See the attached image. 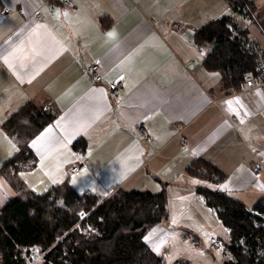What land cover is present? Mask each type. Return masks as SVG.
I'll list each match as a JSON object with an SVG mask.
<instances>
[{"label": "crops", "instance_id": "0c3cea01", "mask_svg": "<svg viewBox=\"0 0 264 264\" xmlns=\"http://www.w3.org/2000/svg\"><path fill=\"white\" fill-rule=\"evenodd\" d=\"M61 1L0 0V167L17 152L3 123L33 102L57 111L30 142L35 161L19 175L35 194L67 183L102 202L118 190L158 194L165 184L170 214L171 195L185 197L186 169L203 159L225 175L218 191L250 187L264 196V171H253L264 167V93L223 90L219 75L201 66L204 50L194 42L211 21L232 16L238 24L228 0ZM244 1V9L264 7V0ZM249 41L264 53L258 38ZM95 60L101 83L89 72ZM118 75L126 96L113 100L107 86ZM147 116L145 140L137 127ZM81 139L84 154L73 148ZM5 182L7 202L15 193ZM149 232L148 246L158 237Z\"/></svg>", "mask_w": 264, "mask_h": 264}, {"label": "trees", "instance_id": "16d2710c", "mask_svg": "<svg viewBox=\"0 0 264 264\" xmlns=\"http://www.w3.org/2000/svg\"><path fill=\"white\" fill-rule=\"evenodd\" d=\"M228 1L233 15L244 13V0ZM249 8L264 20V7ZM194 42L204 50L201 66L219 75L222 89L238 90L254 60L246 50L247 34L234 18L209 22L195 32ZM56 115L53 108L29 102L1 127L17 152L0 167V177L15 193L0 208V264H31V250L42 255L39 264H166L145 240L168 218L165 184L158 194L118 190L102 202L93 195H79L67 183L41 195L25 187L20 172L35 161L29 144ZM73 148L84 154L86 143L81 139ZM186 174L214 186L225 180L203 159L193 161ZM195 192L229 230L232 260L226 264H264V196L248 211L243 202L224 192L202 187Z\"/></svg>", "mask_w": 264, "mask_h": 264}, {"label": "rangeland", "instance_id": "374dc122", "mask_svg": "<svg viewBox=\"0 0 264 264\" xmlns=\"http://www.w3.org/2000/svg\"><path fill=\"white\" fill-rule=\"evenodd\" d=\"M238 17L239 28L247 34V37L258 38L263 46L264 35L261 32V29L264 28L263 17H260L256 11L251 13L249 7ZM0 183L7 185L2 179ZM185 184V197L179 199L172 194L170 197L171 213H168L167 220L150 230L149 236L151 234L158 235L155 242L149 246L150 250L163 258L166 264H226L232 260V256L228 252L229 230L217 219L215 211L203 204L204 200H196L191 194L188 195L191 190L195 191L197 187L214 191L218 187L191 177L185 178ZM1 189L0 186V208L7 200L5 199L6 194L2 193ZM241 189L236 194L231 191L229 196L242 201L247 210L251 211L261 198L262 192L257 189L252 190L250 187L245 191L243 188ZM11 196L12 194L9 197ZM181 199H184L185 202ZM156 230L160 232L158 233ZM214 241H220L222 246L214 247L212 243ZM40 261L36 264H39Z\"/></svg>", "mask_w": 264, "mask_h": 264}, {"label": "built area", "instance_id": "2783aa9c", "mask_svg": "<svg viewBox=\"0 0 264 264\" xmlns=\"http://www.w3.org/2000/svg\"><path fill=\"white\" fill-rule=\"evenodd\" d=\"M64 6H69L70 1L64 0L60 2ZM11 12L9 8L3 10V16L8 15ZM34 19L39 21L42 19V13L36 12L34 15ZM174 31L177 34H181V27L174 26ZM246 50L250 56H252L254 60V66L252 70L246 72L243 75V81L240 84L239 90L241 93H247L253 91L255 89H260L264 93V53L262 49L252 41H249L246 45ZM190 65L195 66L196 63L192 61ZM102 71V63L100 60H95L91 67L89 68V72L93 76L95 83H101L103 81ZM109 97L113 100L121 99L126 96V90L124 86V76L118 75L113 80L108 83L107 86ZM149 116L143 118L138 127H137V136L147 140V132L145 128V124L148 120ZM183 129V126H180ZM260 168L255 167L253 169L254 172H258ZM264 170V169H263ZM79 170L76 168H71L69 170L70 174L77 173ZM213 246L219 248L222 246L220 241L212 242ZM29 258L31 260V264H36L42 259V255L37 250H31Z\"/></svg>", "mask_w": 264, "mask_h": 264}, {"label": "snow or ice", "instance_id": "6c2138e0", "mask_svg": "<svg viewBox=\"0 0 264 264\" xmlns=\"http://www.w3.org/2000/svg\"><path fill=\"white\" fill-rule=\"evenodd\" d=\"M56 15H57V17H59L61 15L59 10H56ZM63 15L66 17L67 13H63ZM112 35H113L112 33H109V36H112ZM231 103L232 102H229V107H231ZM49 132H51V129H46L45 130V133H49ZM43 139H44V134H42L40 137H38L37 140H34L32 142V145L35 146L37 143L40 142V140H43ZM146 240H147V238H146Z\"/></svg>", "mask_w": 264, "mask_h": 264}]
</instances>
